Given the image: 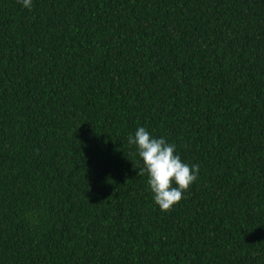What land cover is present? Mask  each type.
<instances>
[{
  "label": "trees",
  "instance_id": "16d2710c",
  "mask_svg": "<svg viewBox=\"0 0 264 264\" xmlns=\"http://www.w3.org/2000/svg\"><path fill=\"white\" fill-rule=\"evenodd\" d=\"M0 264H264V0H0Z\"/></svg>",
  "mask_w": 264,
  "mask_h": 264
},
{
  "label": "clouds",
  "instance_id": "9594fccd",
  "mask_svg": "<svg viewBox=\"0 0 264 264\" xmlns=\"http://www.w3.org/2000/svg\"><path fill=\"white\" fill-rule=\"evenodd\" d=\"M31 10L32 0H21ZM129 145H135L142 158L143 167L137 174H147V183L153 199L161 211L170 212L178 204L191 185L196 181L199 165L182 161L177 146L164 137H154L145 127H138L128 137Z\"/></svg>",
  "mask_w": 264,
  "mask_h": 264
}]
</instances>
